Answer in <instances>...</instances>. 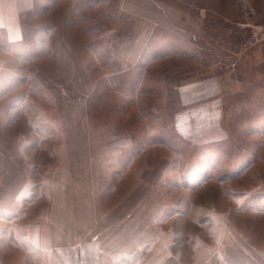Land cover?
<instances>
[{
  "label": "rangeland",
  "instance_id": "374dc122",
  "mask_svg": "<svg viewBox=\"0 0 264 264\" xmlns=\"http://www.w3.org/2000/svg\"><path fill=\"white\" fill-rule=\"evenodd\" d=\"M20 16V39L0 37V261L30 235L115 264H264V0H34ZM210 74L223 132L189 135L179 87Z\"/></svg>",
  "mask_w": 264,
  "mask_h": 264
},
{
  "label": "crops",
  "instance_id": "0c3cea01",
  "mask_svg": "<svg viewBox=\"0 0 264 264\" xmlns=\"http://www.w3.org/2000/svg\"><path fill=\"white\" fill-rule=\"evenodd\" d=\"M33 5L34 0H0V37L4 42L20 39L22 30L20 14ZM259 42L254 57L256 61L264 64V55H262L264 48L261 49L264 40ZM2 48L0 44V53ZM179 90L183 105L176 121L181 131L204 138L215 134V131L223 132L220 126L222 82L217 74L186 81L180 85ZM26 246V249L20 253L13 251L4 255L0 264H115L108 258L106 249L96 242L40 244L37 243V239L29 235ZM32 246L38 249H33Z\"/></svg>",
  "mask_w": 264,
  "mask_h": 264
},
{
  "label": "built area",
  "instance_id": "2783aa9c",
  "mask_svg": "<svg viewBox=\"0 0 264 264\" xmlns=\"http://www.w3.org/2000/svg\"><path fill=\"white\" fill-rule=\"evenodd\" d=\"M264 79V78H263Z\"/></svg>",
  "mask_w": 264,
  "mask_h": 264
}]
</instances>
